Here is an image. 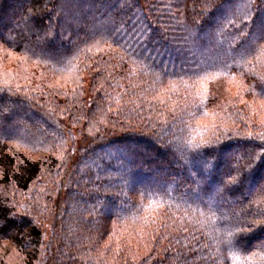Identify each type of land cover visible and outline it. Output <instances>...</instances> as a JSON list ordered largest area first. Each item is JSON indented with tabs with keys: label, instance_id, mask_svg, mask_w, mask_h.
Instances as JSON below:
<instances>
[{
	"label": "trees",
	"instance_id": "trees-1",
	"mask_svg": "<svg viewBox=\"0 0 264 264\" xmlns=\"http://www.w3.org/2000/svg\"><path fill=\"white\" fill-rule=\"evenodd\" d=\"M0 264H264V0H0Z\"/></svg>",
	"mask_w": 264,
	"mask_h": 264
},
{
	"label": "snow or ice",
	"instance_id": "snow-or-ice-1",
	"mask_svg": "<svg viewBox=\"0 0 264 264\" xmlns=\"http://www.w3.org/2000/svg\"><path fill=\"white\" fill-rule=\"evenodd\" d=\"M229 182H230V183H238V182H239V178L233 176Z\"/></svg>",
	"mask_w": 264,
	"mask_h": 264
}]
</instances>
